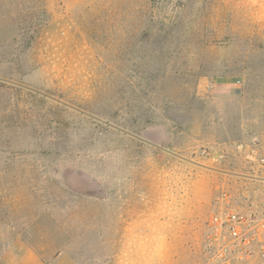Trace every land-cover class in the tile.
I'll return each mask as SVG.
<instances>
[{"label": "rangeland", "instance_id": "rangeland-1", "mask_svg": "<svg viewBox=\"0 0 264 264\" xmlns=\"http://www.w3.org/2000/svg\"><path fill=\"white\" fill-rule=\"evenodd\" d=\"M262 159L264 0H0V264H264Z\"/></svg>", "mask_w": 264, "mask_h": 264}, {"label": "built area", "instance_id": "built-area-1", "mask_svg": "<svg viewBox=\"0 0 264 264\" xmlns=\"http://www.w3.org/2000/svg\"><path fill=\"white\" fill-rule=\"evenodd\" d=\"M248 158L251 160H258L255 153H249ZM264 162V160H261ZM251 221H256L250 219ZM244 214H237L228 212L219 214L212 219L211 233L215 241L226 240L227 238L233 239L240 245L241 255H248L249 247L252 244L250 228L252 222Z\"/></svg>", "mask_w": 264, "mask_h": 264}]
</instances>
